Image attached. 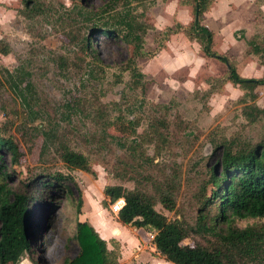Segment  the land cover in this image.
<instances>
[{
	"label": "rangeland",
	"instance_id": "obj_1",
	"mask_svg": "<svg viewBox=\"0 0 264 264\" xmlns=\"http://www.w3.org/2000/svg\"><path fill=\"white\" fill-rule=\"evenodd\" d=\"M107 1L32 0L38 13L26 17L21 13L22 0H0V38L10 47L7 55L0 54V136L11 139L19 152L15 164L7 152L0 155L10 174L4 181L19 190L39 174H61L65 177L61 183L70 190L58 195L51 210L53 219L32 254L39 264H63L77 253L73 240L77 221L93 224L101 211L106 217L114 216L110 204L102 206L107 200L102 194L104 186L119 184L130 189L142 180L120 141L139 139L151 116L166 117L169 140L158 154L153 144L145 145L146 154L154 157L153 174L175 172L178 182L176 211H167L159 203L155 209L166 219L182 214L189 224L197 208L192 195L212 152L208 138L257 140L264 132V122L249 125L240 114L241 105L235 100L241 92L226 82V65L201 52L204 37L190 29V5L179 0H119L106 6ZM235 2L217 1L201 23L212 31V49L218 55L232 61L242 77L257 78L261 73L257 59L247 57L243 50L244 41L264 30V13L256 11L258 1ZM76 8L95 15L83 18ZM121 14L135 16L146 25L139 55L131 43L94 31L93 22L95 27L104 18L112 23L111 18ZM86 36L97 60L81 45ZM128 60L141 74L136 84L130 67L125 66ZM26 80L29 90L23 89ZM256 92V105L264 107V86ZM159 105L166 109L159 110ZM40 124L50 138L43 152L46 139ZM58 142L85 155L94 175L67 168L55 149ZM233 225L264 229V216L233 218ZM125 226H134L143 242H151L153 230L133 223L121 227L123 234ZM180 243L188 247L192 241L185 238ZM107 246L112 248L110 243ZM116 250L119 253L118 245ZM128 256L130 252L125 258L118 254V262L147 264L142 258L130 261ZM142 256L172 264L147 249ZM18 264L32 263L23 255Z\"/></svg>",
	"mask_w": 264,
	"mask_h": 264
},
{
	"label": "trees",
	"instance_id": "obj_2",
	"mask_svg": "<svg viewBox=\"0 0 264 264\" xmlns=\"http://www.w3.org/2000/svg\"><path fill=\"white\" fill-rule=\"evenodd\" d=\"M22 1L21 13L24 16L31 17L38 13L37 6L31 3L32 0ZM82 1L79 0L80 3ZM117 1L119 0H108L105 5H113ZM125 1L144 3L146 0ZM214 1L178 2L191 6L190 29L193 34L204 37L201 52L226 65L225 80L241 92L235 101L241 105L240 114L246 124L264 122V107L255 103L256 88L264 85V30L244 41L243 50L244 55L256 57L258 64L263 67L262 74L257 78L242 77L232 61L212 49L213 33L201 23L204 13ZM75 10L83 18L95 15L86 14L80 8ZM134 17L121 14L118 20L111 18L112 23L104 18L96 27L94 22L92 26L100 35L131 43L134 54L139 55L146 25ZM89 43L90 37L86 36L81 45L86 53L97 60L95 51L89 48ZM9 52L10 47L0 38V54L7 55ZM131 65L132 61L129 60L125 64L130 67L133 83L136 84L141 74ZM15 74L14 76H19L17 70ZM18 79L22 82L24 77L20 76ZM30 87L29 81L26 80L23 89L29 90ZM158 107L159 110L166 109L165 105ZM38 127L46 139L41 150L43 152L48 147L50 138L44 126L40 124ZM166 135V117L151 116L139 139L118 140L122 142L121 146L127 159L141 171L142 180H138L130 189L119 184L104 186L102 194L107 200H103L102 206L107 208L109 204L121 198L123 204L116 213V221L120 225L136 223L141 228L153 230L151 243L158 254L172 264H263L264 229L251 225L238 228L233 225V218L264 216V132L257 140L250 137L225 138L223 135L208 138L212 152L207 158L208 164L204 177L198 184V190L192 195L197 203L192 224L186 222L182 214H179L178 218L166 219L155 209V204L159 203L167 211H176L177 174L162 171L160 175L153 174L154 157L148 156L145 149V145L153 144L154 154L160 153L164 147H168L169 140ZM55 149H58L59 158L67 168L94 175L88 158L81 152L73 150L65 142H58ZM3 152L9 154L10 162L17 163L19 152L16 145L11 139L0 136V155ZM115 176L120 177L119 174ZM9 177L10 174L6 172L0 158V264H18L23 255H26L32 264H39V258L33 260L32 254L42 241L43 230L53 219L51 210L57 203L58 195L69 193V187L61 183V180L65 179L61 174H39L25 182L23 188L12 190L4 181ZM68 179L70 180V177H67ZM53 190L55 192H52ZM75 202L80 204L79 196ZM185 238L192 241L188 247L180 243ZM73 240L77 243L78 251L72 258L65 259L63 264H124L118 262L116 245L108 249L106 242L86 221L75 223Z\"/></svg>",
	"mask_w": 264,
	"mask_h": 264
},
{
	"label": "crops",
	"instance_id": "obj_3",
	"mask_svg": "<svg viewBox=\"0 0 264 264\" xmlns=\"http://www.w3.org/2000/svg\"><path fill=\"white\" fill-rule=\"evenodd\" d=\"M217 1H229V2L236 3L235 2L236 0H215L212 3L211 7ZM257 4H258L257 5L258 11H260L261 14L264 13V0L258 1ZM211 7L209 8V10L211 9ZM207 12H205V13H207ZM248 56H253V55H247V57ZM259 67H260V71H261V73H260V76H261L262 71H263V67L261 65H259ZM260 86H264V85H260ZM260 86H257L256 89H258ZM100 213H101L100 216L98 218H95L96 220L93 219V224L91 222H89V225H92V228L96 232H98L97 233L98 236L106 242V246L109 245V243L111 244V247H112V245L113 246L118 245L119 254H120V256H122V258L127 257V254L130 252L131 256H128L129 260L133 259V258L141 260V258H142V260L147 264H168V263L164 262L163 260L159 259L158 257L145 259L144 256H142L143 251H145L146 249L150 253H155V255H157V256L159 254H158V252H154L156 249L154 247H152L153 244H151V242L150 243L143 242V238H141L139 236V231L136 230V228L134 226H130V227L125 226V229H123V230H126V231H125V234H123V233H121V227L124 225H120L116 221V219H115L116 214L113 213L114 216H111L109 218V217H106L102 214L103 211H101ZM82 221H85V220H82ZM128 235H132V237L128 238ZM107 248H108V246H107ZM108 249H110V248H108Z\"/></svg>",
	"mask_w": 264,
	"mask_h": 264
},
{
	"label": "built area",
	"instance_id": "obj_4",
	"mask_svg": "<svg viewBox=\"0 0 264 264\" xmlns=\"http://www.w3.org/2000/svg\"><path fill=\"white\" fill-rule=\"evenodd\" d=\"M122 204H123V200L121 198H119L116 201H114L113 203H111L109 205V208L114 214H116L117 211L119 210V208L122 206Z\"/></svg>",
	"mask_w": 264,
	"mask_h": 264
}]
</instances>
